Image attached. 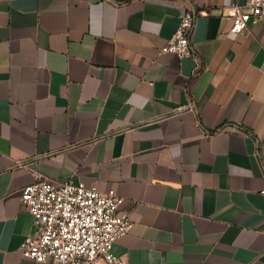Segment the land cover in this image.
Listing matches in <instances>:
<instances>
[{
    "label": "crops",
    "instance_id": "1",
    "mask_svg": "<svg viewBox=\"0 0 264 264\" xmlns=\"http://www.w3.org/2000/svg\"><path fill=\"white\" fill-rule=\"evenodd\" d=\"M245 1L0 0V264H38L37 174L123 197L128 264H264V21L231 31ZM186 7L180 59L163 48Z\"/></svg>",
    "mask_w": 264,
    "mask_h": 264
},
{
    "label": "built area",
    "instance_id": "2",
    "mask_svg": "<svg viewBox=\"0 0 264 264\" xmlns=\"http://www.w3.org/2000/svg\"><path fill=\"white\" fill-rule=\"evenodd\" d=\"M194 21V11L186 7L163 52L191 57ZM260 21L264 0H246L235 6L231 31L243 33L250 23ZM123 200L114 189L101 191L73 180L57 183L37 174V181L21 192V204L34 220L22 255L38 264H128L113 251L115 242L133 226L130 215L120 211Z\"/></svg>",
    "mask_w": 264,
    "mask_h": 264
}]
</instances>
